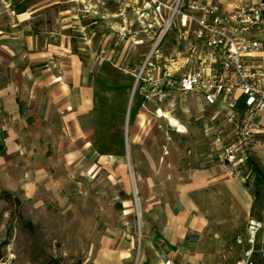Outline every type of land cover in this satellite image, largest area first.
<instances>
[{
	"label": "rangeland",
	"instance_id": "obj_1",
	"mask_svg": "<svg viewBox=\"0 0 264 264\" xmlns=\"http://www.w3.org/2000/svg\"><path fill=\"white\" fill-rule=\"evenodd\" d=\"M132 1L0 0V36L10 41L17 34L36 30L40 32V40L53 42L55 36L49 32H62L68 37L72 51L73 36L76 37L74 47L85 58L84 41L80 39L84 35L73 33V16L82 14L83 18L78 16L77 19L84 24L92 16L100 17L104 10H120L128 20ZM172 1L162 0L167 5ZM97 21L98 27L93 30L95 51L100 47L102 33L107 30L100 20ZM126 30L127 27L124 34H127ZM149 36L141 33L142 42L135 48L132 42L124 45L127 60H121L119 67L130 74V80H117V76L109 69L106 72L104 67L96 66L92 70L98 104L87 126L96 133L95 150L100 154L120 155L126 145L131 160L125 161L124 168L127 173L131 171L128 181L131 187L134 185L133 172L141 176L144 184L146 180L158 182L165 170L177 175H185L186 169L223 170L221 156L230 130L225 125L222 106H207L202 99L177 91L151 95L146 88L140 94L138 85L131 98L136 70L156 41L150 40ZM189 38L188 43L195 44L191 34ZM186 48L187 43L179 39L175 28L169 30L157 46L159 54L167 59L185 57ZM169 61L160 60L159 66L167 65ZM104 75L106 79H100ZM123 84L127 87L125 92ZM128 101L132 113L142 103L141 129L134 127L129 115L123 126L118 110L121 111L124 102L127 106ZM2 115L0 113V264H97L103 252L102 243L78 238L70 223H75L76 218L90 216L98 220L119 212L117 205L124 196L120 194L122 183L112 173L113 168L96 163L92 166L94 171L88 173V163L84 162L79 168L81 173L73 174V178H61L57 174L59 162L53 160L55 146L45 141L39 144L37 138L23 143L19 135L14 137L20 130L12 128ZM9 125L10 128L5 129ZM130 138H136V143H130ZM171 160L175 165L173 168ZM245 171L247 178L240 180L243 186L250 193L255 188L261 192L259 200L252 197L250 217L264 224V160L260 152L249 157ZM61 184L66 187L65 192L53 191V186ZM210 191L202 194L203 201L228 199L224 194ZM131 199L136 201L134 193H131ZM208 211L215 213L211 216L215 231L211 237L223 247L222 256L209 264H236L249 248L246 223L239 217L225 219V209ZM262 234L257 239L256 251L260 250ZM139 245L135 238L132 264L139 263ZM253 264H264V255L260 251L254 254Z\"/></svg>",
	"mask_w": 264,
	"mask_h": 264
},
{
	"label": "crops",
	"instance_id": "obj_2",
	"mask_svg": "<svg viewBox=\"0 0 264 264\" xmlns=\"http://www.w3.org/2000/svg\"><path fill=\"white\" fill-rule=\"evenodd\" d=\"M223 7L229 8L227 4ZM78 16L83 18L82 14L73 16V33L84 35L80 39L84 41L85 58L74 47L76 37L73 36L72 51L68 37L62 32H49L55 36L53 42L40 40V32L36 30L17 34L10 41L0 36V113L12 128L20 130L13 136H20L23 143L37 138L39 144L45 141L55 146L53 160L59 162L57 174L61 178H73V174L81 173L79 168L84 162L88 163V173L94 171L92 166L96 163L113 168L112 173L122 183L120 194L124 196L117 205L119 212L98 220L90 216L76 218L75 223H70L78 238L102 243L103 252L97 264H132L135 238L140 244L138 264H164L163 257L171 264L212 263L217 256H222L223 247L211 237L215 233L211 216L215 213L208 210L225 209V219L239 217L247 225L253 204L251 193L240 180L229 178L224 170L213 169H186L185 175L165 170L158 182L146 180L144 184L141 176L133 172L134 185L128 184L131 171L127 173L124 164L131 156L126 145L120 155L98 153L94 148L96 133L89 129L87 122L91 121L98 104L92 83L93 68L104 67L117 80H130V74L119 65L121 60H127L124 45L131 42L130 33L137 25L130 27L132 15L129 13L126 20L120 10H104L100 17L92 16L84 24H80ZM97 20L107 30L102 33L100 47L95 51L93 30L98 27ZM126 27L127 34H124ZM150 35V40H156L159 29L152 30ZM141 42L139 35L133 48ZM126 88L123 84V92ZM143 91L146 90L139 93ZM129 101L118 110L123 126L131 110ZM141 106L142 103L137 106L132 119L137 129L142 127ZM136 141L130 138V143ZM170 166H175L173 160ZM52 189L63 193L66 187L61 184ZM206 190L217 191L228 199L203 201L201 196ZM131 193L135 194V202Z\"/></svg>",
	"mask_w": 264,
	"mask_h": 264
},
{
	"label": "built area",
	"instance_id": "obj_3",
	"mask_svg": "<svg viewBox=\"0 0 264 264\" xmlns=\"http://www.w3.org/2000/svg\"><path fill=\"white\" fill-rule=\"evenodd\" d=\"M131 6L129 25H137L129 36L133 44L141 33L159 29L152 50L136 70L134 91L137 85L138 91L148 88L151 95L177 91L207 106H222L230 134L221 167L229 178L244 181L249 157L260 152L264 160V0H173L169 5L141 0ZM172 28L187 43L185 57L167 59L158 52ZM189 34L195 44L188 43ZM160 60L171 61L160 67ZM246 228L249 248L236 264H253L259 251L264 255L263 222L251 218ZM163 261L171 264L165 257Z\"/></svg>",
	"mask_w": 264,
	"mask_h": 264
},
{
	"label": "trees",
	"instance_id": "obj_4",
	"mask_svg": "<svg viewBox=\"0 0 264 264\" xmlns=\"http://www.w3.org/2000/svg\"><path fill=\"white\" fill-rule=\"evenodd\" d=\"M135 116V112L133 111L132 113V108L130 110V114H129V119L132 120ZM252 194V197H254V199L256 200H259L260 197H261V192H260V189L258 188H255V190L251 193ZM252 215H253V212H252Z\"/></svg>",
	"mask_w": 264,
	"mask_h": 264
},
{
	"label": "water",
	"instance_id": "obj_5",
	"mask_svg": "<svg viewBox=\"0 0 264 264\" xmlns=\"http://www.w3.org/2000/svg\"><path fill=\"white\" fill-rule=\"evenodd\" d=\"M133 93H134V88H133L132 93H131V98H132ZM131 98H130V101H131Z\"/></svg>",
	"mask_w": 264,
	"mask_h": 264
}]
</instances>
